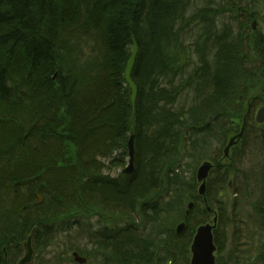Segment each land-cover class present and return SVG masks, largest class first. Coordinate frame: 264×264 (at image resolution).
<instances>
[{
	"label": "trees",
	"instance_id": "trees-1",
	"mask_svg": "<svg viewBox=\"0 0 264 264\" xmlns=\"http://www.w3.org/2000/svg\"><path fill=\"white\" fill-rule=\"evenodd\" d=\"M263 3L0 0V264H18L31 236L64 256L36 264H189L215 217L216 254L246 225L225 264H264ZM235 120L243 141L225 159ZM205 160L226 166L201 197Z\"/></svg>",
	"mask_w": 264,
	"mask_h": 264
},
{
	"label": "water",
	"instance_id": "water-1",
	"mask_svg": "<svg viewBox=\"0 0 264 264\" xmlns=\"http://www.w3.org/2000/svg\"><path fill=\"white\" fill-rule=\"evenodd\" d=\"M138 48L136 44L134 43L131 49V54L128 59L125 71H124V77L126 84L129 86L131 91V104L134 106L136 97H137V88L135 84L131 80L132 71L134 68V64L136 61ZM256 121L258 123H264V107L261 108L256 116ZM237 139H232L229 142V145H234L236 143ZM128 155H129V161H128V167L123 171V174L130 175L133 173L134 165V149H133V141L132 137L129 140L128 143ZM211 168L210 163H203L201 167L198 170L197 179L199 182L202 183L199 194L202 196L204 194V186H205V179L207 177V174ZM185 229V224L181 223L177 227V234L181 235ZM32 236L27 238L25 243L26 253L24 257L20 260L19 264H29L32 256ZM191 260L190 264H215L216 258V248L214 246L213 242V232L212 227L208 224L199 226L195 231V236L193 238L191 248ZM74 258L76 262L83 264L85 261L77 256V254H74Z\"/></svg>",
	"mask_w": 264,
	"mask_h": 264
},
{
	"label": "rangeland",
	"instance_id": "rangeland-1",
	"mask_svg": "<svg viewBox=\"0 0 264 264\" xmlns=\"http://www.w3.org/2000/svg\"><path fill=\"white\" fill-rule=\"evenodd\" d=\"M263 5H264V3H263ZM263 8H261L260 10H262L261 11V14H264V6H262ZM262 17H260L259 19H255V20H253L252 22H251V24H252V26H253V28L254 29H257V28H260L261 27V25H262ZM263 98H264V95H263ZM257 109H256V112H258L261 108H263L264 107V104H261V103H259L258 105H257ZM254 117H255V114H254ZM255 120V119H254ZM255 123L257 124V125H262V124H259V123H257L256 121H255ZM234 124L236 125V132L234 133V135H232V137H230L229 138V140H228V143H227V146L224 148V151H223V155H222V158H225V159H228V157H230V154H231V151H232V149L233 148H235V147H237V146H239V145H241V143H242V141H243V136H244V129H245V127L240 123V120H235L234 121ZM237 139V141H236V143L234 144V145H229V142L232 140V139ZM251 156V155H250ZM249 160H250V162H249ZM205 162H207V163H210V165H211V168H210V170H209V172H208V174H207V177H206V179H205V186H204V194L201 196V197H204V195H205V190H206V184H207V180H208V178H209V175H210V172L215 168V167H219V166H224L225 164V160H220V162L219 161H217L216 163H213L211 160H205L203 163H205ZM259 162V161H258ZM203 163H201L198 167H197V169H196V171H195V173H196V179H197V174H198V170H199V168L201 167V165L203 164ZM245 163H246V165L248 164V166L250 165V164H252V165H254V164H256L257 162H253V160H251L250 159V157H249V159H248V161L247 160H245ZM127 164H128V162L126 163V165H124V167H122V169L124 170L125 168H126V166H127ZM258 164V163H257ZM226 166V165H225ZM251 166V165H250ZM230 168V166H228V169ZM116 169V168H115ZM121 171V169L119 168L118 170H116V174H117V172H120ZM197 183L199 184V190H198V192L200 191V188H201V185H202V183L201 182H199L198 181V179H197ZM230 186V183H228V187ZM229 195L231 194V189H230V191H229V193H228ZM232 203H231V199H230V197L227 195V197H226V207L228 208V206L229 205H231ZM191 208H192V204L191 205H189V208H188V211L189 210H191ZM243 211L246 213L247 212V216L249 217V215H251L250 214V209L248 208L247 209V207L246 206H244L243 207ZM211 219H213V218H208V220L211 222V224H208V225H210L211 227H212V232L215 230V227H216V217L213 219V220H211ZM107 222H109L110 223V225H111V223H115V222H118V221H107ZM181 223H184V222H181ZM181 223L180 224H178L177 225V227L179 226V225H181ZM185 224V223H184ZM237 224V226L239 225V227H236V228H229V231H226V235H225V239L227 240V238L230 236V239H231V242L229 241V245H225V248L222 250L223 252L222 253H215L214 255H217L218 256V259L220 260V262H222V263H224L225 264V261L227 260V256L229 257L230 255H232L236 250H235V243L236 242H238L237 243V246H239V242H241V243H244L245 242V240H246V225H245V223L244 224H241V223H236ZM230 226V225H229ZM177 227H176V234H177ZM185 229H186V224H185ZM185 229H184V231H185ZM251 229V228H250ZM183 231V232H184ZM251 231V230H250ZM252 232V231H251ZM183 234V233H182ZM181 234V235H182ZM178 235V234H177ZM181 235H179V236H181ZM253 235L255 236V237H257L254 233H253ZM194 236H195V234L193 235V237H192V240H191V244H192V241H193V238H194ZM63 237V236H62ZM67 239H70V238H67ZM255 239V238H254ZM75 241V240H74ZM75 242H78V241H75ZM226 242V241H225ZM191 244H190V247L189 248H191ZM58 248V247H57ZM33 249H35V248H33ZM59 250H57V249H55V247H53V248H47V250L46 249H43V250H41V252L40 251H36V249H35V251L34 250H32L33 252H32V256H31V260H30V263L29 264H36V259L39 257V254L41 255V257H44V259L46 260V261H51L54 257H58V255H61V248H58ZM190 251V250H189ZM23 254H25V250L24 249H22V256H23ZM21 256V257H22ZM63 257L64 256H62L61 255V258L60 259H62L63 260V262H64V259H63ZM239 260V259H238ZM244 261V259H242V261L241 262H243ZM227 262V261H226ZM241 262L239 263V264H241Z\"/></svg>",
	"mask_w": 264,
	"mask_h": 264
}]
</instances>
